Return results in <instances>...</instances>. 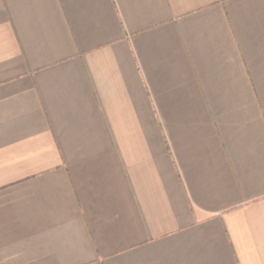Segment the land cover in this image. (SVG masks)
Instances as JSON below:
<instances>
[{"label": "crops", "instance_id": "obj_1", "mask_svg": "<svg viewBox=\"0 0 264 264\" xmlns=\"http://www.w3.org/2000/svg\"><path fill=\"white\" fill-rule=\"evenodd\" d=\"M0 264H264V0H0Z\"/></svg>", "mask_w": 264, "mask_h": 264}]
</instances>
